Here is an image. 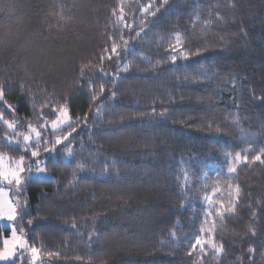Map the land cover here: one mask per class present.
<instances>
[{
  "label": "trees",
  "instance_id": "16d2710c",
  "mask_svg": "<svg viewBox=\"0 0 264 264\" xmlns=\"http://www.w3.org/2000/svg\"><path fill=\"white\" fill-rule=\"evenodd\" d=\"M152 3L160 8L163 0H0V83L16 105L15 116L5 112V118L36 124L33 109L50 97L53 107L67 100L72 118L89 114L86 127L73 125L78 134L70 162L62 161L63 152H42L52 178L25 184L27 211L18 223L48 264H193L187 249L201 227L203 196L213 186L239 182L237 214L216 220L215 239L224 241L226 254L210 251L206 264H237V257L241 264H264V165H240L229 175L226 156L249 146L251 156L264 147V103L252 95H264V0H169L154 21L139 11ZM121 4L129 23L147 20L148 27L138 38L120 31L132 37L121 52L129 70L115 77L116 60L100 63L95 56L116 30L111 10ZM176 33L185 50L201 54L170 63L166 50ZM89 61L109 74L89 76L96 100L81 87L79 70ZM153 108L166 115H151ZM17 131H27V123ZM0 132H7L2 124ZM0 151L25 154L2 140ZM182 187L191 194L183 207ZM214 199L227 203V191ZM0 232L8 234L1 224Z\"/></svg>",
  "mask_w": 264,
  "mask_h": 264
},
{
  "label": "snow or ice",
  "instance_id": "6c2138e0",
  "mask_svg": "<svg viewBox=\"0 0 264 264\" xmlns=\"http://www.w3.org/2000/svg\"><path fill=\"white\" fill-rule=\"evenodd\" d=\"M169 0H163L160 8L156 7L155 3L149 4L145 8H141L139 11L142 14L150 15L153 18L164 9ZM230 7L235 8V4H231ZM155 9V11H154ZM111 15L115 17L113 26L116 29L108 36V44L101 48L95 56V60L103 63L105 60L111 62L113 59L116 60V72L113 74L118 77L120 72H127L129 70V64L123 62L121 57V52H127L129 48V43L132 37L125 39L123 35H120L121 30H128L134 32L135 36L138 38L143 33L146 32L148 27V21L137 22L135 19L131 23L127 20V14L125 13V8L121 6L113 8L111 10ZM217 19L223 21V17L217 14ZM208 23V22H206ZM117 39L122 40L123 44L117 42ZM175 44H170L169 48L166 50L168 60L170 63L175 64L177 60H189L193 55L199 56L200 50L197 49L195 53L187 51L186 44L181 38L180 33L174 35ZM160 62L157 61V64ZM95 71H99L105 75H109L104 72L103 67L95 68L94 61H89L88 63L82 64L79 70V75L81 78V87L87 85L91 90L90 99L96 100L98 98L96 94V81L90 79V75H94ZM185 80L189 77H184ZM205 79H208L205 76ZM114 82V81H113ZM195 82L199 83V80ZM23 88V85H22ZM7 85L0 83V124H2L8 132L5 133L3 137L10 145H21L24 155L18 158L9 157L8 160L5 158L4 153H0V181L4 182L7 186L15 191L16 196H6L4 187H0V220H5L9 222V233L5 235L0 232V242H2V247H0V261H12V264H48L47 261H42L41 249L31 244L27 238L26 232L22 224L18 223L23 220V217L27 211L26 205L27 200L22 199L23 189L25 184L29 181L30 175H25L26 173L31 174L33 171L38 174L50 175L48 168L46 166V160L42 158V152L47 156V154L63 155L71 157L75 153V148L72 144V140L75 135L78 134V129L73 127V125H83L87 126V119L89 114L86 113L83 117L76 116L72 118L70 115V108L68 106L69 102L66 100L64 104L57 103L54 107L53 99L50 97L41 106L40 109H33L34 114L37 118V123L33 124L29 122L26 117H19L18 119L9 120L5 118V112L15 116L16 105L8 102L6 99ZM106 91L103 84L99 85V94L102 95ZM253 98L259 99L264 103V95L259 97L255 96L254 90H252ZM111 96L115 97L116 92L112 91ZM35 101L33 100V104ZM50 108V112L45 114V109ZM100 107L97 108L95 113L92 115L95 118L100 117ZM49 115H54L55 119L49 120ZM151 115H159L161 118L166 115V112L156 113L155 108L152 109ZM43 121V123H40ZM27 123V132H18L17 128L21 123ZM239 122V115L236 114L234 118V123ZM214 123V122H213ZM212 127V123L208 125ZM67 127L71 131L63 132V129ZM219 131V127H217ZM63 132L62 135H57L56 133ZM35 145V147H33ZM252 147L249 146L247 149L242 151H237L234 154L228 153L226 156L231 157V162L227 167V173L229 175L236 174L238 172V166L245 165L251 166L252 164H262L264 165V147L260 148L255 155L249 156L247 153L252 151ZM30 155L32 160L26 161V156ZM112 164L115 161L111 162ZM41 164H45L41 167ZM35 165V167H34ZM76 169L78 171H83L86 168L84 163H77ZM102 171L106 172L107 167ZM185 180H187L188 173L182 172ZM75 178V174H74ZM207 188V186H205ZM227 191V203L224 199H214L217 193H222ZM182 194H185V200L182 202L181 206H185L188 199L191 198L190 191L187 188L182 187ZM243 193L239 182L234 184L229 183L223 187L213 186L211 194H205L203 200L205 202V207L202 213L201 227L198 229V234H196L187 249V256L189 259L196 257L193 260V264H206V258L211 251L214 256H221L226 254V249L224 241L219 242L215 239V233L217 231L216 220L219 218L223 222L224 217L232 216L237 214L238 205L242 199ZM258 213L256 210H252L251 218L256 219ZM32 219L27 220V224H32ZM207 224V227L204 225ZM74 228L75 224L72 225ZM248 232L252 236L257 234V230L253 225L248 226ZM171 236L175 238V233H170ZM93 235L89 234V239H93ZM178 239V238H177ZM248 253L254 254L256 249L249 245L247 249ZM53 255H60L58 252H48L47 256L52 257ZM240 257H237V264H241Z\"/></svg>",
  "mask_w": 264,
  "mask_h": 264
},
{
  "label": "rangeland",
  "instance_id": "374dc122",
  "mask_svg": "<svg viewBox=\"0 0 264 264\" xmlns=\"http://www.w3.org/2000/svg\"><path fill=\"white\" fill-rule=\"evenodd\" d=\"M53 119H55V118H53ZM6 131L8 132L9 130L6 129ZM18 132H19V131H18ZM26 132H27V131H25L24 133H26ZM4 136H5V133H1V132H0V140L7 142L6 140L3 139ZM15 146H16V145H15ZM20 146H21V145H20ZM21 147H22V146H21ZM0 153H4V154H5V158H6V160H8L9 157H12V156H10L8 153H6V152H2V151H0ZM18 157H19V156H18ZM18 157H15V158H18ZM42 158L45 159L44 156H42ZM61 159H62V161L68 163V162H70L71 157H68V156L62 155V156H61ZM31 160H32L31 157L26 156V161H31ZM34 167H35V165H34ZM41 167H44L43 164H41ZM25 175H30V178H38V179H51V178H52L51 174H50V175H46V174H38V173H35L34 171H33L31 174L26 173ZM0 187H4V188L6 189V191H5V195H6V196H11V197H15V196H16L15 191H13L12 188H10L9 186H7V185H6L4 182H2V181H0ZM0 224H1V226H2L4 229L8 230V233H9V222H7V221H5V220H0ZM10 262H12V261H11V260H9V261H0V263H2V264L10 263Z\"/></svg>",
  "mask_w": 264,
  "mask_h": 264
}]
</instances>
